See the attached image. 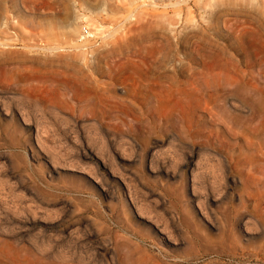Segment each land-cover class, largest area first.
<instances>
[{
    "label": "rangeland",
    "instance_id": "rangeland-1",
    "mask_svg": "<svg viewBox=\"0 0 264 264\" xmlns=\"http://www.w3.org/2000/svg\"><path fill=\"white\" fill-rule=\"evenodd\" d=\"M0 264H264V0H0Z\"/></svg>",
    "mask_w": 264,
    "mask_h": 264
},
{
    "label": "built area",
    "instance_id": "built-area-1",
    "mask_svg": "<svg viewBox=\"0 0 264 264\" xmlns=\"http://www.w3.org/2000/svg\"><path fill=\"white\" fill-rule=\"evenodd\" d=\"M83 32H85V33H86V32H87V30H86V29H84V30H83Z\"/></svg>",
    "mask_w": 264,
    "mask_h": 264
}]
</instances>
